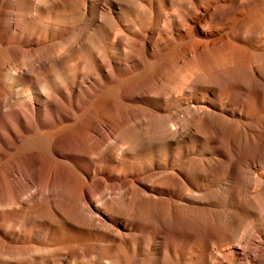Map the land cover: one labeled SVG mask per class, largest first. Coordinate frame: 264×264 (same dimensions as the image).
Segmentation results:
<instances>
[{"label":"bare ground","instance_id":"1","mask_svg":"<svg viewBox=\"0 0 264 264\" xmlns=\"http://www.w3.org/2000/svg\"><path fill=\"white\" fill-rule=\"evenodd\" d=\"M0 264H264V0H0Z\"/></svg>","mask_w":264,"mask_h":264}]
</instances>
